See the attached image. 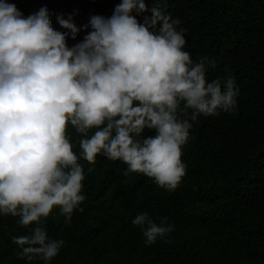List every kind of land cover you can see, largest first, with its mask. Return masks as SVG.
<instances>
[{"label":"clouds","instance_id":"obj_1","mask_svg":"<svg viewBox=\"0 0 264 264\" xmlns=\"http://www.w3.org/2000/svg\"><path fill=\"white\" fill-rule=\"evenodd\" d=\"M166 8L121 0L110 17L93 15L84 26L91 31L69 47L80 31L72 15L56 16L62 32L47 6L25 17L0 0V216L36 225L12 238L19 257L50 264L64 247L44 221L57 208L69 226L74 211H84L81 158L119 160L126 177L141 173L174 191L186 174L182 148L193 122L235 111V78L208 80L215 62L191 58L181 20ZM69 126L80 134L79 154ZM146 129L155 134L144 136ZM166 221L143 212L132 223L152 245L174 231Z\"/></svg>","mask_w":264,"mask_h":264},{"label":"trees","instance_id":"obj_2","mask_svg":"<svg viewBox=\"0 0 264 264\" xmlns=\"http://www.w3.org/2000/svg\"><path fill=\"white\" fill-rule=\"evenodd\" d=\"M27 17L42 6L53 27L63 29V14L80 31L69 47L91 31L93 15L110 17L121 0H7ZM185 30V50L209 65V81L235 78L239 87L235 111L200 116L182 148L186 174L174 191L158 186L127 165L98 155L94 165L81 158L86 200L66 226L59 209L44 221L48 234L64 247L50 264H264V0H160ZM151 8L157 0H145ZM144 15H151L150 12ZM141 22L142 16L137 17ZM73 150L80 134L69 126ZM146 129L144 136L154 135ZM92 168V172L88 169ZM148 212L174 231L145 244L132 220ZM19 217L0 216V264H44L17 254L13 237L30 234Z\"/></svg>","mask_w":264,"mask_h":264}]
</instances>
